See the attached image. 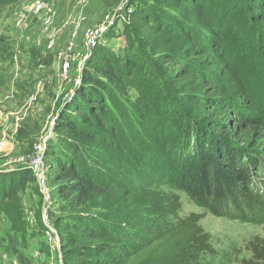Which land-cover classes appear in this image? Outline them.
I'll return each mask as SVG.
<instances>
[{
	"label": "trees",
	"instance_id": "trees-1",
	"mask_svg": "<svg viewBox=\"0 0 264 264\" xmlns=\"http://www.w3.org/2000/svg\"><path fill=\"white\" fill-rule=\"evenodd\" d=\"M15 1L0 0V8ZM162 1L179 12L183 21L177 28L152 18L142 22L150 47L170 63V80L182 101L169 120L155 114L149 119L155 155L124 156L150 174H141L137 186L114 184L90 159L95 147L108 146L109 138L119 135L108 119L113 90L125 92L136 72L149 80L156 77L134 59L122 63L101 56L100 65L93 64L99 76L88 74L58 117L66 153L51 148L46 159L52 160L58 209L66 213L54 222L65 264H203L204 254L216 252L201 224L205 213L182 216L177 191L216 215L238 214L244 221L253 219L243 205L252 210L262 204L264 101L252 93L247 69L264 54V0H248L243 28L233 21L243 10L240 4L230 12L209 7L208 0ZM10 190L0 195V210L13 197ZM114 207L141 209L152 219L131 223L120 215L111 219L110 212H88ZM249 249L252 256L238 264H264V237H254Z\"/></svg>",
	"mask_w": 264,
	"mask_h": 264
},
{
	"label": "rangeland",
	"instance_id": "rangeland-1",
	"mask_svg": "<svg viewBox=\"0 0 264 264\" xmlns=\"http://www.w3.org/2000/svg\"><path fill=\"white\" fill-rule=\"evenodd\" d=\"M208 1L209 7L219 11L232 12L240 4L243 10L233 21L244 27V15L250 12L244 10L248 0H233L231 6V0ZM178 16L162 0H17L1 6L0 195L11 188L15 193L0 210V264H65L61 239L52 244L46 233L48 226L58 232L55 219L66 214L58 209L61 205L50 180L52 160L46 159V152L54 148L66 153L56 128L58 117L84 86L87 75L99 76L93 64L100 65L103 55L122 63L134 59L156 77L149 80L135 71L125 92L113 90L108 119L119 135L109 138L108 146L95 147L90 159L114 184L137 186L141 174H150L124 156L142 151L155 155V135L147 133L148 121L152 114L169 120L182 100L170 80V63L150 47L148 26L142 21L152 18L153 23H168L176 29L183 21ZM247 75L252 93L263 102L264 54L253 58ZM39 156L48 176L44 189L30 168V161ZM177 192L182 198V216L205 213L201 224L211 234L216 252L204 254L203 264H238L252 256L249 242L264 237V196L262 204L252 210L243 205L246 216L253 219L244 221L238 214L216 215L185 191ZM88 212H110L111 219L120 215L131 223L152 219L141 209Z\"/></svg>",
	"mask_w": 264,
	"mask_h": 264
},
{
	"label": "built area",
	"instance_id": "built-area-1",
	"mask_svg": "<svg viewBox=\"0 0 264 264\" xmlns=\"http://www.w3.org/2000/svg\"><path fill=\"white\" fill-rule=\"evenodd\" d=\"M30 168L38 175V182L44 189L48 185V176L47 173H45L46 168H44L42 165L40 156L30 161ZM46 233L52 244H57V242H60L58 232L54 230L53 227L48 226Z\"/></svg>",
	"mask_w": 264,
	"mask_h": 264
}]
</instances>
